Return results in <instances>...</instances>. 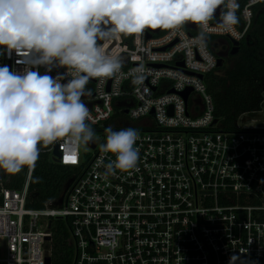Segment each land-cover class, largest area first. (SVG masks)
<instances>
[{
	"label": "built area",
	"instance_id": "1",
	"mask_svg": "<svg viewBox=\"0 0 264 264\" xmlns=\"http://www.w3.org/2000/svg\"><path fill=\"white\" fill-rule=\"evenodd\" d=\"M244 1L233 33L216 30L214 17L207 37L243 40L263 0ZM149 31L100 42L123 66L113 77L90 79L82 97L102 139L85 153L64 138L49 149L53 161L81 168L58 197L30 208L34 169L21 189L6 187L8 177L0 176V264H47L57 219L70 224L73 264H264V126L227 130L216 116L205 76L219 67L217 40L198 43L191 22L148 38ZM24 63L0 49V66L19 71ZM134 69L143 76L137 83ZM109 126L138 131L139 159L134 169L105 178L97 165L115 159L99 148Z\"/></svg>",
	"mask_w": 264,
	"mask_h": 264
},
{
	"label": "clouds",
	"instance_id": "2",
	"mask_svg": "<svg viewBox=\"0 0 264 264\" xmlns=\"http://www.w3.org/2000/svg\"><path fill=\"white\" fill-rule=\"evenodd\" d=\"M239 7L238 0H0V49L25 61L19 71L0 66V169H34L40 147L61 138L77 145L95 142L90 110L82 102L86 86L92 78L113 77L123 66L101 41L191 22L199 28L193 39L206 45L218 9L215 29L233 33ZM53 68L66 71L53 77ZM139 73L141 69L130 71L133 83L143 79ZM104 132L100 152L115 159L98 162L102 175L134 169L138 131L109 126Z\"/></svg>",
	"mask_w": 264,
	"mask_h": 264
},
{
	"label": "trees",
	"instance_id": "3",
	"mask_svg": "<svg viewBox=\"0 0 264 264\" xmlns=\"http://www.w3.org/2000/svg\"><path fill=\"white\" fill-rule=\"evenodd\" d=\"M244 3V0L239 3L238 17ZM263 4L264 0L255 8L253 25L241 41L239 52L234 55L238 58L235 65L226 69L224 76H217L215 72L205 76L208 91L215 101V114L227 130L238 128L236 120L241 114L260 111L262 108L264 61L257 59L255 52L264 51V17L261 21H256V14ZM249 38L251 39L250 42L254 44L253 49L256 50L248 49ZM210 40H212V36ZM223 67H218L216 71L223 69ZM92 127L95 135L103 133L101 127ZM52 145L53 143L46 147H40V156L33 170L29 186L27 206L30 208H42L47 201L58 197L66 182L81 169L53 161L49 152ZM28 170V167H24L18 173H8L0 169V176L8 177L6 187L21 189L27 179ZM1 203L2 198L0 196ZM52 229V264H73L75 248L69 242V222L62 219L54 220Z\"/></svg>",
	"mask_w": 264,
	"mask_h": 264
},
{
	"label": "rangeland",
	"instance_id": "4",
	"mask_svg": "<svg viewBox=\"0 0 264 264\" xmlns=\"http://www.w3.org/2000/svg\"><path fill=\"white\" fill-rule=\"evenodd\" d=\"M263 17H264V4L262 5V7L259 9V11L256 14V21L257 22L261 21ZM213 40H214V38L212 37V40H211L212 42H215L217 40L213 44L214 49H216L217 52L225 58V62L221 66V67L224 66L223 69L215 71V75L224 76L226 69L233 67L238 58L228 55L227 50L225 49V45L227 43L226 37L217 36V37H215V40L214 41ZM250 41H251V39L249 38L248 49L249 50H256V49H253L254 44ZM222 44H223V46H222ZM255 54H256L257 59L264 61V51H256ZM262 85L264 87V81H263ZM236 124L238 126H264V102L262 105V110L256 111L252 114H248L247 116L246 115L241 116L236 121ZM95 138L98 140H101L102 134L95 135ZM79 145H80L81 153H85V152L90 151L88 144H79ZM5 252H6L5 241L0 239V257L3 256L5 254Z\"/></svg>",
	"mask_w": 264,
	"mask_h": 264
},
{
	"label": "water",
	"instance_id": "5",
	"mask_svg": "<svg viewBox=\"0 0 264 264\" xmlns=\"http://www.w3.org/2000/svg\"><path fill=\"white\" fill-rule=\"evenodd\" d=\"M216 20L219 18V9L216 13V16H215ZM216 20H215V23H216ZM159 30L158 29H150V31L148 32L147 34V37H151L153 32H157ZM209 40V38L207 37V41ZM232 41V44H233V47L231 49V54L235 55L239 52V49H240V42L239 41H236V40H231ZM223 60H224V57L223 56H220L219 59H218V66L221 67L223 65ZM201 78H203L204 76L203 75H199ZM191 91V88L190 89H187L186 91L183 92V95L185 96V98H187L188 94L190 93ZM87 95V94H86ZM85 95V96H86ZM54 154L56 155H59V151H58V146L56 145L55 148H54ZM51 258L48 257L47 258V264H51Z\"/></svg>",
	"mask_w": 264,
	"mask_h": 264
},
{
	"label": "flooded vegetation",
	"instance_id": "6",
	"mask_svg": "<svg viewBox=\"0 0 264 264\" xmlns=\"http://www.w3.org/2000/svg\"><path fill=\"white\" fill-rule=\"evenodd\" d=\"M208 38H209L208 41L211 42L210 37H208ZM241 41H242V40H241ZM241 41H240V46H241ZM232 47H233L232 41H231L230 39L227 38V43H226V45H225V49L227 50V53H228L229 56H234L233 54H231V49H232ZM224 62H225V58H224V60H223V64H224Z\"/></svg>",
	"mask_w": 264,
	"mask_h": 264
},
{
	"label": "snow or ice",
	"instance_id": "7",
	"mask_svg": "<svg viewBox=\"0 0 264 264\" xmlns=\"http://www.w3.org/2000/svg\"><path fill=\"white\" fill-rule=\"evenodd\" d=\"M66 159H70L73 163L76 161V157L75 156L67 157Z\"/></svg>",
	"mask_w": 264,
	"mask_h": 264
}]
</instances>
